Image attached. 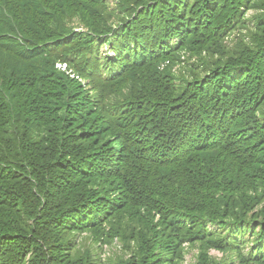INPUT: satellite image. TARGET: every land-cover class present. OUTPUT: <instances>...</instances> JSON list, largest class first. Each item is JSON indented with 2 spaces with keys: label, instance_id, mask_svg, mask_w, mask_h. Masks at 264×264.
<instances>
[{
  "label": "trees",
  "instance_id": "1",
  "mask_svg": "<svg viewBox=\"0 0 264 264\" xmlns=\"http://www.w3.org/2000/svg\"><path fill=\"white\" fill-rule=\"evenodd\" d=\"M81 234L264 264V0H0V264H102Z\"/></svg>",
  "mask_w": 264,
  "mask_h": 264
},
{
  "label": "rangeland",
  "instance_id": "2",
  "mask_svg": "<svg viewBox=\"0 0 264 264\" xmlns=\"http://www.w3.org/2000/svg\"><path fill=\"white\" fill-rule=\"evenodd\" d=\"M111 3H116L118 0H109ZM255 10H251L248 12V16L256 15ZM245 32V31H243ZM237 36L240 33H235ZM236 35H231L230 38L226 41L228 46H231L234 43V37ZM109 46H104L103 51L109 52ZM207 54L202 53L201 55L190 54V55H183L180 62L175 63V74L180 73L183 76L190 77L192 74L193 68L199 65L202 58H205ZM247 240H253V237L250 234L245 236ZM102 240H105L104 243H94L86 234H81L76 243L80 245L81 248H89L92 252L98 253L102 264H117L121 259L124 260L128 258L131 254V250L134 246V240L131 239L127 234L125 237L117 236V237H110L105 238L103 237ZM101 242V241H99ZM251 244L248 245L249 248ZM198 245H186L184 246V255H183V262L182 264H195L197 257H198ZM208 255L210 258L216 261H223L224 254L218 252L216 250H209ZM95 257H98L95 255Z\"/></svg>",
  "mask_w": 264,
  "mask_h": 264
}]
</instances>
